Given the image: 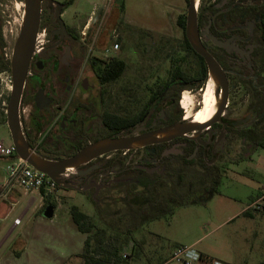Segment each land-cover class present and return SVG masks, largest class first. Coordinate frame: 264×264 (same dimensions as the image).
Returning <instances> with one entry per match:
<instances>
[{"label":"flooded vegetation","instance_id":"af4514ba","mask_svg":"<svg viewBox=\"0 0 264 264\" xmlns=\"http://www.w3.org/2000/svg\"><path fill=\"white\" fill-rule=\"evenodd\" d=\"M68 1L40 0V25L27 66L20 103V122L25 139L28 141L29 135H40L42 139L33 152L39 155H58L57 159L45 158L54 162L67 160L85 147L105 139L141 136L146 144L134 149L111 152L83 166L69 169L62 176L63 183L80 190H64L81 194L89 190L100 195L105 191L125 187V195L107 198L114 201L130 199L127 204L130 202L137 209L141 204L147 206L149 203H154L150 206L156 208L160 203H177L187 196L205 191L207 181L194 178L192 171H202L209 177L220 176L223 171L220 168L221 160L230 156L238 143L246 145V159H252L259 141L264 138L257 137L258 124L264 121V111L257 112V103L248 105L246 113L234 119L229 115V108L231 94L236 86L235 83L232 85V81L236 80L239 84L244 82L261 90L264 100V0H213L212 4L204 5L198 11L200 40L226 76L228 100L224 112L216 122L202 129L179 133L169 130L178 125L189 129L192 124L206 125L211 122L224 98L223 86L215 82V95L216 91L219 95H216L214 113L205 122L199 120L204 96L213 78L205 60L195 51L197 56L188 52L186 30H183V48L179 54L185 59L184 63L191 56L197 60V76H190L183 69L184 76L174 81L166 77L165 85L160 84L161 78L157 76L146 86L148 97L139 112L121 116L113 111L114 89L123 86L122 81L129 70V57L122 52L110 50L115 46L112 45L113 41L118 39V35H114L115 31L102 38L101 42L107 45L104 51L93 49L96 41H93V47L87 51V42L92 39L94 27L99 23L101 29L98 30L97 38L99 35L103 36V20L99 22L103 16L102 10L93 13L91 27L83 34L80 25L70 22L66 17L70 7L66 5ZM24 2L26 4V0ZM46 12H49V17L44 16ZM45 24H48L49 30L44 27ZM213 38L227 47H218ZM2 41L4 42L0 26V42ZM27 43V36H24L16 45L15 53L27 48ZM116 47L118 50L120 45L116 44ZM14 55L11 58L0 52V59L3 60L0 73H13ZM204 66L208 78L204 84L205 89H201ZM120 70L121 75L115 78ZM196 85L203 93L200 108L195 109L192 117H187L184 114L191 102L185 108L183 104L187 97L180 100L181 91ZM89 135L100 136L89 138ZM132 153L139 154L140 160L134 167L125 170L128 172L125 174L127 178H107L105 182L101 179L91 180L101 173L100 167L94 164L96 161L117 154L128 157ZM83 169L84 172H81ZM77 170L80 171L78 178L75 177ZM111 174L113 172L105 175ZM88 186L92 187L87 188Z\"/></svg>","mask_w":264,"mask_h":264},{"label":"rangeland","instance_id":"374dc122","mask_svg":"<svg viewBox=\"0 0 264 264\" xmlns=\"http://www.w3.org/2000/svg\"><path fill=\"white\" fill-rule=\"evenodd\" d=\"M212 3L213 0L201 1L197 10L200 11L204 5ZM123 4L134 10V20L129 19L132 22L130 25L124 24L122 20ZM98 6L105 7L101 13L103 16L99 19V22L103 20V36L99 35L97 38L98 30L101 29L99 23L94 27L93 37L87 42L86 50L92 48L91 44L96 41L93 49L104 51L107 45L101 42L102 38L105 34L110 36L112 31H115L114 35H118V39L113 41L112 45L115 46L110 50L116 53L122 52L129 57V70L122 81L123 86L114 89L113 111L121 116L135 115L147 100L146 86L150 85L157 76L161 79L166 78L171 56L178 54L183 48L184 32L178 25V18L183 15L187 17V0H80L78 4L67 9L66 17L70 22L79 24L81 31L84 32L86 23L81 21ZM25 11L24 0H0V26L4 40L0 42V52L11 58L17 50L16 45L19 44L24 29ZM49 15V12H46L44 16L49 17ZM44 27L50 29L48 24ZM109 38L111 40V37ZM116 44L120 45L118 50ZM1 61L3 60L0 59V67ZM183 69L190 76H197L199 64L191 56L184 63ZM12 83L11 73H0V122H2L1 114L6 113L9 104ZM234 83L236 86L231 94L229 115L234 119L240 118L246 113L248 105L256 103L257 112L264 111L261 90L252 88L244 82L239 84L237 80L232 81V85ZM196 87L197 85L181 91L180 100L187 97L191 102L190 108L184 114L187 117H192L195 109L200 108L199 103L203 93ZM257 131L258 138L264 136V121L258 124ZM41 139L40 135H29L26 141L32 145L29 146L33 151L38 147ZM0 142L6 146L12 144L7 123H0ZM245 146L238 143L232 154L221 160L220 168L223 171L218 177H209L202 171L193 170L194 178L207 181L205 191L202 190L195 196H187L175 204L168 203L166 210H161L159 213L150 206L154 203L134 209L130 202L127 204L130 199L114 201L107 198L125 195V187L105 191L100 195L89 190L83 194L77 191H69L68 194L65 192L61 198L63 206L69 212L72 206H79L83 212L92 217L98 232L106 229L107 246L116 243L113 228L119 227L122 231H126L127 227L132 225V210L134 212L137 210L135 212L139 215L136 219L137 228L129 234L132 242L122 251V256L128 255L129 259L122 264H180L172 261L175 250L190 247L223 264H264V212H258L254 205L264 193V150L257 147L252 159L249 160L245 156ZM35 154L43 159L59 158L58 155L50 153ZM15 160L16 157L0 158V187L5 181L8 166ZM139 160L137 153L129 154L128 157L124 154L104 157L94 163L100 167L101 173L91 180L101 179L104 182L107 178L123 180L128 177L125 176L128 173L125 170L134 167ZM79 172L76 171L75 177L78 178ZM81 172H84V169ZM108 172L113 174L105 175ZM12 197L15 200H5L12 209L9 218L3 223L0 222V232L5 226L10 229L14 223L16 225L22 223L18 227V232H26L34 222L35 209L41 203V194L38 191L26 193L15 188ZM47 200L56 203L53 198ZM246 211L257 213L256 218H246L243 215ZM231 217L233 222L228 221Z\"/></svg>","mask_w":264,"mask_h":264},{"label":"water","instance_id":"95a60500","mask_svg":"<svg viewBox=\"0 0 264 264\" xmlns=\"http://www.w3.org/2000/svg\"><path fill=\"white\" fill-rule=\"evenodd\" d=\"M59 17V12L57 13ZM41 18V2L40 0H26V15H25V25L21 34V39L24 36H27L28 47L25 48L22 52H16L13 58V85L9 104L6 110L7 116V127L9 128L12 144L16 149L18 157L24 162L28 163L34 169L46 174L50 179H52L57 185L63 189H76L75 186L65 185L63 183L62 176L66 173V170L69 166H76L77 168L87 164L98 157L109 154L115 151H125L129 149H134L133 146L142 147L146 144L144 138L141 136L134 138H120V139H105L101 140L95 144L89 145L77 153L75 156L64 160V161H49L37 156L29 144L27 143L25 136L23 135L21 122H20V103L22 99L27 66L30 61L33 43L35 40L36 33L40 25ZM186 37L192 47V49L201 56L209 69L210 76L214 81L223 86L224 89V98L222 103L218 107V111L214 119L206 125H197L192 124V128L187 129L185 126H175L173 129L169 130L171 132L179 133L186 130L194 131L197 129H202L210 125L212 122H216L221 114L224 112L225 106L227 105L228 100V85L227 79L220 68L217 61L213 56L206 50L203 46L198 28V10L195 0H188V11L186 19ZM214 44L218 47H227L226 44H223L216 39H212ZM216 95H219V92L216 91ZM164 136H183V135H164ZM198 136V135H197ZM88 186L87 188H91ZM55 214V207L50 205L46 208L44 212V217L46 219H53Z\"/></svg>","mask_w":264,"mask_h":264},{"label":"crops","instance_id":"0c3cea01","mask_svg":"<svg viewBox=\"0 0 264 264\" xmlns=\"http://www.w3.org/2000/svg\"><path fill=\"white\" fill-rule=\"evenodd\" d=\"M80 0H76L74 4H78ZM73 4V5H74ZM72 6V5H71ZM105 7L95 8L85 20L84 32H88L93 20V13L96 10H103ZM123 23L132 24L129 19L134 20V10L123 4ZM67 13V12H66ZM14 190L9 192L6 197L0 200V222L3 223L10 216L12 207L5 200L13 201ZM69 193V191L61 190L60 194ZM41 194V203L35 209L36 215L32 227L26 232H18V227L22 223L7 229L6 226L0 232V264H85L82 258L84 246L87 236L77 230L71 220L70 212L63 206L62 209L57 208L53 219H46L44 212L50 206L47 198ZM44 193V192H43ZM264 195V193L262 194ZM52 203V202H51ZM55 205L54 203H52ZM45 208L41 214V210ZM30 209V208H29ZM65 209V210H64ZM34 213V214H35ZM57 213H61L58 214ZM87 214V213H86ZM254 219L257 213L251 212ZM233 217L229 218L232 221ZM127 260L129 259L128 255ZM206 256V255H205Z\"/></svg>","mask_w":264,"mask_h":264},{"label":"trees","instance_id":"16d2710c","mask_svg":"<svg viewBox=\"0 0 264 264\" xmlns=\"http://www.w3.org/2000/svg\"><path fill=\"white\" fill-rule=\"evenodd\" d=\"M75 1L76 0H69L66 5L71 6L74 4ZM187 3H188V0H187ZM186 19L187 17L184 15L178 18V25L184 31L186 30ZM185 43L188 48V52H191L194 55H196V53L191 48L189 43L187 41ZM199 58L203 62V59L201 57ZM184 61L185 59L179 53L178 54L175 53L173 57L171 56L169 69L167 71L166 77L170 78L171 81H174L184 76V73H183ZM121 73H122L121 70L118 71V73L115 75V78H118L121 75ZM207 78H208L207 70H206V66H204V72H203V77H202L201 86H200L201 89L204 88V84ZM165 79H161L159 81L161 85L166 84ZM1 116H2V122L7 123L6 113L4 112L3 114H1ZM2 122L0 123L2 124ZM258 146L264 150V138L259 141ZM42 194H44L43 191H42ZM49 203H50L49 205L54 206L56 209L55 205H53L51 202ZM169 204H172V203H169ZM144 206L145 205L141 204V207H144ZM166 207H168V203L163 202V203H160V205L156 207L155 209L158 211L157 213H159L161 210H166ZM134 209H137V208L134 207ZM44 210L45 208L41 210V214L44 212ZM136 211L137 210H135V212ZM135 212L134 210H132V213H131L132 225L126 231H122L119 227L113 228L114 229L113 234L115 236L116 243L114 245L107 246L105 244L107 230L104 229V231L98 232L96 224L94 220L92 219V217H90V215L83 212L79 206L71 207L70 215H71V220L73 224L75 225V227L77 228L79 232L87 236L85 246H84V252L82 254V258L85 261V264H122L123 261L127 260L124 258L125 255L122 256V251L124 250V248L129 247V245L131 244L132 239L129 237V234H132V231H134V229L137 228L136 219L139 218V215L135 214ZM250 213H251L250 211H246L245 213H243V215L245 217H251ZM141 219H142V215H141ZM205 258L212 260L211 258L206 257V256Z\"/></svg>","mask_w":264,"mask_h":264},{"label":"built area","instance_id":"2783aa9c","mask_svg":"<svg viewBox=\"0 0 264 264\" xmlns=\"http://www.w3.org/2000/svg\"><path fill=\"white\" fill-rule=\"evenodd\" d=\"M17 156L13 144L6 146L3 142H0V158L16 157V160L13 161L6 170L5 181L0 187V200L6 197L7 194L15 188L26 193H31L33 191L42 193L43 191L44 198H53L56 202V209H62L63 202L60 191L63 190V188L57 185L46 174L34 169L19 157L17 158ZM254 205H256L258 212H264V195L258 198ZM124 258L127 259V256H124ZM172 261L180 264H223L221 261L205 258L202 253H199L193 247L178 248L173 254Z\"/></svg>","mask_w":264,"mask_h":264},{"label":"bare ground","instance_id":"6f19581e","mask_svg":"<svg viewBox=\"0 0 264 264\" xmlns=\"http://www.w3.org/2000/svg\"><path fill=\"white\" fill-rule=\"evenodd\" d=\"M200 1L201 0H195L197 6L199 5ZM215 87H216V83L212 79L207 87V91L204 96V102H203V106H202L200 117H199V120L201 122L207 121L211 117V115L214 113L215 105H216ZM189 104H190V100L186 98L183 105L186 108ZM138 147L139 146H133V148H138ZM73 168H77V167L69 166L66 170V173L69 172V169H73Z\"/></svg>","mask_w":264,"mask_h":264}]
</instances>
